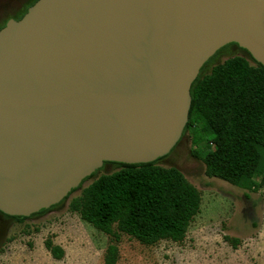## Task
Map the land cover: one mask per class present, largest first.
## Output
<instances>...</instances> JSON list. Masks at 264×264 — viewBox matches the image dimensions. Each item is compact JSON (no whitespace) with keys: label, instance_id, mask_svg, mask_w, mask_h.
Segmentation results:
<instances>
[{"label":"water","instance_id":"95a60500","mask_svg":"<svg viewBox=\"0 0 264 264\" xmlns=\"http://www.w3.org/2000/svg\"><path fill=\"white\" fill-rule=\"evenodd\" d=\"M235 44L264 67V0H36L0 28V213L61 203L104 163L166 156L189 90Z\"/></svg>","mask_w":264,"mask_h":264},{"label":"trees","instance_id":"16d2710c","mask_svg":"<svg viewBox=\"0 0 264 264\" xmlns=\"http://www.w3.org/2000/svg\"><path fill=\"white\" fill-rule=\"evenodd\" d=\"M242 51L246 57L226 58L205 72L214 54L200 68L189 90L190 106L182 135L187 133L196 145L205 139L199 151L190 153L202 163L207 177L253 191L264 188V67ZM157 160L109 163L116 170L81 188L69 200L67 210L112 239L122 233L143 245L181 241L199 212L200 196L176 168L159 167ZM95 173L83 179L64 200ZM12 218L16 222L26 219ZM44 248L53 259L63 255L49 240ZM106 252L105 264H113L115 248L108 246Z\"/></svg>","mask_w":264,"mask_h":264},{"label":"rangeland","instance_id":"374dc122","mask_svg":"<svg viewBox=\"0 0 264 264\" xmlns=\"http://www.w3.org/2000/svg\"><path fill=\"white\" fill-rule=\"evenodd\" d=\"M33 1L0 0V27L8 19L18 18ZM232 56L246 54L234 44L225 46L208 62L205 72ZM204 140L196 145L184 133L155 163L176 168L200 196L199 212L181 241L143 245L122 233L112 239L67 210L69 200L81 188L116 170L105 163L92 179L54 207L22 222L5 218L0 228L5 236L0 245V264H105L108 246L115 248L113 264H264V188L246 191L207 177L202 163L190 153L199 151ZM46 240L61 248L59 260L44 248Z\"/></svg>","mask_w":264,"mask_h":264},{"label":"flooded vegetation","instance_id":"af4514ba","mask_svg":"<svg viewBox=\"0 0 264 264\" xmlns=\"http://www.w3.org/2000/svg\"><path fill=\"white\" fill-rule=\"evenodd\" d=\"M26 10V9H25ZM23 15V13L19 16V17H21ZM17 19V18H16ZM16 19H14V20H16ZM13 219L12 217H9V216H6V215H4V214H2V213H0V228H1V224H2V222H3V220L4 219ZM6 229V228H5ZM4 240H5V236H4V234L3 233H1V229H0V245H1V243H3L4 242Z\"/></svg>","mask_w":264,"mask_h":264}]
</instances>
